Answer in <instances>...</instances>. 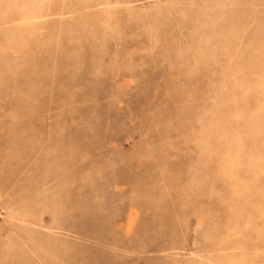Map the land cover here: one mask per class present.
Listing matches in <instances>:
<instances>
[{
  "label": "rangeland",
  "instance_id": "rangeland-1",
  "mask_svg": "<svg viewBox=\"0 0 264 264\" xmlns=\"http://www.w3.org/2000/svg\"><path fill=\"white\" fill-rule=\"evenodd\" d=\"M0 264H264V0H0Z\"/></svg>",
  "mask_w": 264,
  "mask_h": 264
}]
</instances>
